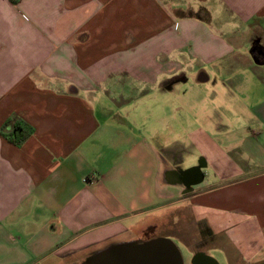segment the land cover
Returning <instances> with one entry per match:
<instances>
[{
	"label": "crops",
	"instance_id": "crops-1",
	"mask_svg": "<svg viewBox=\"0 0 264 264\" xmlns=\"http://www.w3.org/2000/svg\"><path fill=\"white\" fill-rule=\"evenodd\" d=\"M188 68L201 106L209 83L215 104L261 90L233 108L253 127L245 156L222 124L200 125L202 157L177 170L144 125L148 100ZM15 121L30 129L19 145L1 134ZM175 210L208 232L189 255L264 264V0H0V264H84Z\"/></svg>",
	"mask_w": 264,
	"mask_h": 264
},
{
	"label": "rangeland",
	"instance_id": "rangeland-1",
	"mask_svg": "<svg viewBox=\"0 0 264 264\" xmlns=\"http://www.w3.org/2000/svg\"><path fill=\"white\" fill-rule=\"evenodd\" d=\"M195 68L181 70L174 78L165 81V93L161 90L156 91L147 102V109L139 113V116L147 114V122L145 126L152 125L156 128L155 132L159 134V140L164 145L165 157L170 160L175 169L178 170L181 158L185 157L187 165H194L198 159L202 157L195 147L194 135L197 133L200 125L207 127L208 131L215 128L216 125L222 124V138L226 141H232L237 147L234 155H244L243 144L249 142L247 135L250 127L247 113H235L234 106L244 103L242 95L247 94L248 90L259 91V87L250 88L242 86L236 88L234 95L217 94L219 102H210V83L207 84L205 96L207 98L204 106L198 104L197 99L200 96V87L203 84H197L194 75ZM261 90L259 91V93ZM164 95L165 97H161ZM238 97L240 99H238ZM239 100V102L237 101ZM223 101V103H222ZM229 110V113H221L219 107ZM234 108V110H233ZM140 118V117H139ZM219 122V123H218ZM148 123V125H146ZM183 123V125H179ZM213 131V130H212ZM143 134L149 133L147 129L142 131ZM219 140L220 138L217 137ZM196 150V151H195ZM231 153L230 148H225ZM183 156V157H182ZM187 166V168H191ZM185 168V167H184ZM198 223L195 225L194 219L188 212H178L177 210L170 212L165 216V226L160 228L159 234L170 235L172 238L181 239L187 246L195 248V242L208 236V232L200 230L202 227ZM176 239V240H177ZM221 240V239H220ZM175 242V241H174ZM177 245V244H176ZM183 257L184 264H190L192 255H189L184 246H178ZM208 255L215 258L219 264H226L224 256L217 249H208ZM248 258L252 261L263 258V255H254L253 252L248 253Z\"/></svg>",
	"mask_w": 264,
	"mask_h": 264
},
{
	"label": "water",
	"instance_id": "water-1",
	"mask_svg": "<svg viewBox=\"0 0 264 264\" xmlns=\"http://www.w3.org/2000/svg\"><path fill=\"white\" fill-rule=\"evenodd\" d=\"M204 73L197 76L198 82H206ZM191 264H219L204 253H195ZM84 264H184L179 247L167 237H152L111 244L90 256Z\"/></svg>",
	"mask_w": 264,
	"mask_h": 264
},
{
	"label": "trees",
	"instance_id": "trees-1",
	"mask_svg": "<svg viewBox=\"0 0 264 264\" xmlns=\"http://www.w3.org/2000/svg\"><path fill=\"white\" fill-rule=\"evenodd\" d=\"M1 134L13 145H19L29 134V127L21 122L15 121L13 124L6 122L2 127Z\"/></svg>",
	"mask_w": 264,
	"mask_h": 264
},
{
	"label": "flooded vegetation",
	"instance_id": "flooded-vegetation-1",
	"mask_svg": "<svg viewBox=\"0 0 264 264\" xmlns=\"http://www.w3.org/2000/svg\"><path fill=\"white\" fill-rule=\"evenodd\" d=\"M255 51H257V49H255ZM180 177L184 180V181H191V180H195L196 178V175H195V171L190 169V170H187V171H183L180 175ZM158 236H161V237H167V238H170L172 239L173 241H175V243L177 244V246H184L185 249L188 248L187 244H185L181 239H177V238H172L170 236H167V235H161L159 233H156L154 229L148 231L146 234H145V238H152V237H158ZM208 237V236H207ZM177 239V240H176ZM207 242L206 239H198L196 242H195V247L196 248H199L201 246H203L205 243ZM198 251V250H197Z\"/></svg>",
	"mask_w": 264,
	"mask_h": 264
}]
</instances>
